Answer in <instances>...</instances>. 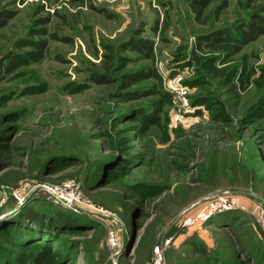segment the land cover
Here are the masks:
<instances>
[{"label":"rangeland","instance_id":"1","mask_svg":"<svg viewBox=\"0 0 264 264\" xmlns=\"http://www.w3.org/2000/svg\"><path fill=\"white\" fill-rule=\"evenodd\" d=\"M3 9L14 16L0 28V264H264L244 212L184 224L222 193L264 204V34L238 52L231 38L196 40L238 38L235 26L264 19V0ZM138 38L151 57L131 48ZM140 71L151 76L124 88Z\"/></svg>","mask_w":264,"mask_h":264},{"label":"trees","instance_id":"2","mask_svg":"<svg viewBox=\"0 0 264 264\" xmlns=\"http://www.w3.org/2000/svg\"><path fill=\"white\" fill-rule=\"evenodd\" d=\"M202 14V8H198L197 9V15L200 16ZM14 16L12 11L9 10H1L0 11V28L4 27L8 20L10 18H12ZM236 31L239 32V37L237 38L236 36L230 37L231 31H229V29L225 28V29H219L216 30L214 32H211L209 34H202V35H198L196 36V40L198 45L200 46H207V47H211L215 44L216 41L219 40H224V38H231L237 42H239L238 45H236L235 47V51L238 52L243 45H246L248 42L256 39L257 37H259L260 35L264 34V19L259 18V21L257 22H253V21H249V23L246 24H241V25H237L235 26ZM229 36V37H227ZM129 45L131 44V48L133 50H137L138 52L142 53L144 55V57L149 58L151 57L152 54V43L151 41L147 40V39H141L138 38L135 41H129ZM45 41H42L39 43V48L37 50H34V52L32 53L34 55V60H40L43 56L42 54V49H44L45 47ZM123 46V48H125L124 45H121V47ZM14 58H11V60H8V65H6L4 72L6 71V73H10L14 70L13 64H14ZM1 63V61H0ZM151 76V73H143V72H135V73H127V74H123L122 75V85L123 87H127L129 86L132 82H137L139 80L148 78ZM95 81L99 82V83H103V82H108V80L104 77H94ZM127 98V97H126ZM139 131L140 132H145L147 130V123L143 122V123H139ZM230 212H223V213H219L217 214V216H219L220 218H223V220H227V218L229 219L230 217ZM48 258L45 257V254H39L36 256L35 259V263L34 264H45L48 263Z\"/></svg>","mask_w":264,"mask_h":264},{"label":"built area","instance_id":"3","mask_svg":"<svg viewBox=\"0 0 264 264\" xmlns=\"http://www.w3.org/2000/svg\"><path fill=\"white\" fill-rule=\"evenodd\" d=\"M232 210L244 212L257 225L264 236V204L254 200L250 204L243 203L239 195L231 193H222L214 196L207 204L199 208L195 215L185 218L184 224L195 225L211 214L230 212ZM107 241L111 248L119 245V240L114 231H109Z\"/></svg>","mask_w":264,"mask_h":264},{"label":"crops","instance_id":"4","mask_svg":"<svg viewBox=\"0 0 264 264\" xmlns=\"http://www.w3.org/2000/svg\"><path fill=\"white\" fill-rule=\"evenodd\" d=\"M247 204H250V203H247Z\"/></svg>","mask_w":264,"mask_h":264}]
</instances>
